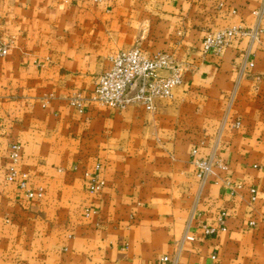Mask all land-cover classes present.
<instances>
[{
    "label": "crops",
    "instance_id": "1",
    "mask_svg": "<svg viewBox=\"0 0 264 264\" xmlns=\"http://www.w3.org/2000/svg\"><path fill=\"white\" fill-rule=\"evenodd\" d=\"M232 26L263 31L203 52ZM0 37V264H264V0H0ZM135 46L183 67L173 97L69 105ZM13 140L42 196L7 180ZM197 157L221 164L202 180ZM222 211L227 230L207 234Z\"/></svg>",
    "mask_w": 264,
    "mask_h": 264
},
{
    "label": "built area",
    "instance_id": "2",
    "mask_svg": "<svg viewBox=\"0 0 264 264\" xmlns=\"http://www.w3.org/2000/svg\"><path fill=\"white\" fill-rule=\"evenodd\" d=\"M100 1V0H97ZM223 1L219 2L222 6ZM237 10H233L236 12ZM262 15L261 11H254ZM263 29H247L242 26H232L216 32H210L203 41V52L222 54L231 42L239 37L251 36L258 39ZM11 41L4 40L0 37V57L8 55ZM253 65V64H252ZM162 70H167L168 74L163 75ZM184 78V69L181 65L173 61L168 52L164 50L156 51L152 54L144 51L140 46L122 49L114 53L111 57L110 67L97 75L92 89L87 93L81 90H75L67 96L69 105L80 112H84L87 103L107 106L116 109H125L131 104H141L147 110L154 111L156 100L161 97H173L174 88L179 85ZM241 121H236V126H240ZM197 149L193 150L196 155ZM23 144L19 140H13L9 145L8 158L12 165L8 167L6 174L7 180L16 182L20 187L25 189L27 197L33 198L36 194L42 196L44 189L40 187L38 192L28 188L29 174L20 171L16 164L22 159ZM221 164L218 159L195 158L196 175L204 180L213 169L214 163ZM103 166L96 163L90 170L85 172L88 179L89 191H101L106 180L102 173ZM250 203L253 204L257 199V189H250ZM94 212L92 207L87 208V214ZM226 212L222 211L218 218V224L213 227H206L207 234L215 233L219 230L226 231ZM250 224L254 225L255 220L251 219ZM214 258L216 256H213ZM162 260L171 262L168 255H164Z\"/></svg>",
    "mask_w": 264,
    "mask_h": 264
}]
</instances>
